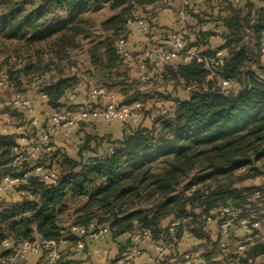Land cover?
<instances>
[{"label":"trees","instance_id":"obj_1","mask_svg":"<svg viewBox=\"0 0 264 264\" xmlns=\"http://www.w3.org/2000/svg\"><path fill=\"white\" fill-rule=\"evenodd\" d=\"M2 1L0 38L45 46V68L49 64L58 66L70 48L78 47L80 36L87 35L88 11L102 5L114 11L100 23L104 35L88 49L94 70L90 78L107 89L117 87L122 96L118 106L141 103L142 118L120 140L86 135L78 144L76 158L58 150H44L41 155L49 163L44 167L55 170L57 179L46 183L29 174L16 184L23 193L20 202H0V244L6 239L32 242L36 237L58 242L65 232L59 223L64 214L71 220L68 229L104 224L116 238L139 228L148 231L153 241H166L167 226L164 228L162 222L172 217L187 219L186 229L192 237L210 247L204 252L207 260L213 259L214 249L224 253L221 264H255L257 257L264 256V240L255 237L258 230L253 231L251 244L245 237L229 238L231 245L224 250L219 246L220 235L213 240L205 221L221 205L245 210L247 205L254 209L253 204L258 203L251 201L260 193L258 186L237 184L264 175V82L257 81L254 77L258 75L247 68L262 54L264 0H223L225 6L221 10L225 14L215 22L222 27V43L216 48H209L211 32H197L186 41L207 57L224 50L223 63L213 66L215 73L237 79L240 90L224 96L217 79L197 60L171 63L159 73L161 79L190 88L189 95L172 100V110L167 115L158 112L148 126L142 123L146 115L152 116V112L144 110L149 103L147 94L127 84L131 79L127 65L137 60L133 55L125 59L116 44L119 39L127 41L126 25L133 20L135 9L155 0H43L26 8L12 0ZM191 16L203 22L201 11L191 12ZM158 47L161 46H153ZM10 60L9 85L15 94H25L21 77L35 75L40 65L34 64V57L14 56ZM33 82L36 80L30 85ZM78 82L75 76L58 77L51 82L37 80L36 89L56 110ZM11 114L18 121L22 119V113ZM17 137L16 133L0 134V177L15 178L31 171L27 162L13 164ZM93 140L105 143L106 149L94 152L90 145ZM88 152L94 155L85 157ZM100 154L104 156L99 157ZM182 231L180 227L178 233ZM77 238L68 234L69 248ZM237 244H246L240 255L232 252Z\"/></svg>","mask_w":264,"mask_h":264},{"label":"built area","instance_id":"obj_2","mask_svg":"<svg viewBox=\"0 0 264 264\" xmlns=\"http://www.w3.org/2000/svg\"><path fill=\"white\" fill-rule=\"evenodd\" d=\"M198 2V1H197ZM235 3L238 0H234ZM188 0H183V9L181 11V21L177 29H169L167 32L168 43L158 48H146L142 53V59L138 62V66L142 70H148L151 74H159L164 66L171 64L174 60L180 59L181 62H190L197 60L204 64V67L209 72L210 76L217 79L220 92L224 96H230L240 90V82L235 78H222L215 73L214 67L223 63V57L219 52L214 57H207L201 54V51L187 45V39H191L197 32H203L204 26H200L199 29L190 25L187 22V18L192 13H199V6L192 5L187 6ZM188 7V8H187ZM137 18H133L135 21ZM138 32L145 34L149 31V25L147 22L139 19ZM215 32L220 35L221 29H215ZM117 49L125 59H131L132 54L127 50L126 41L119 39L117 41ZM262 54H264V43L261 48ZM259 82H264V78L261 76L254 77ZM32 88L37 87V83L31 84ZM94 93V92H93ZM92 93V96L95 95ZM41 99L46 100V96L43 93H39ZM69 97H72V92H67ZM11 107L16 111H29L33 107L32 101L24 94H14L11 103ZM103 119L106 121H120L138 122L142 118V104L137 102L130 105L118 106L116 103L110 102L99 107H93L90 102L84 104L68 105L60 109L54 110L49 117V124L44 127L39 134L34 133V128L38 125V119L33 117L30 119L29 124L25 127L21 125L17 128L19 132L27 140V146L22 148L16 146L13 149L14 158L13 164L20 162H27L30 172L23 173L20 177L12 178L9 175L3 176L9 183L18 184L23 182L29 174H34L46 183H53L57 179V173L55 170L45 168L41 164L36 162L38 156L44 150L49 148L52 136L56 133L62 134L64 137L70 135V131L76 125L87 122L90 119ZM24 130V131H22ZM3 132L5 130H2ZM34 133V134H33ZM109 152L112 148L108 149ZM104 154H100L99 157H103ZM245 210L232 207L230 205H221L211 211L210 215L205 218L206 224L214 219L218 222V234L220 235L219 246L224 250H228L231 243L229 235L234 228H238L247 233L245 241L250 244L252 242V234L254 230H258L255 237L264 240V234L260 233V227L264 225V212H257L254 209L248 208ZM187 219H173L166 228L169 239L166 241H157L154 245L157 250V257L155 264H190L191 262H197V264H206L198 254L190 251L180 254V257L171 259L166 250L174 247L182 234L184 233L189 238L192 237L191 232L186 229ZM183 227V231L179 234V228ZM75 234L78 238L70 245V248L75 252H84L86 247L85 240L91 239H103L107 235H110L109 228L102 224L90 223L87 226H71L68 230H65L63 237L57 241H44L37 240L26 241L18 240L13 241L10 239L4 240L0 244V264H15L18 260H25L26 255L29 252H35L42 249V254L37 264H65L60 251L61 245H69V241L66 239L68 234ZM126 234V233H125ZM142 240H151V236L148 231L142 229H135L130 233L129 246L124 253V258L128 264H136L135 258L139 255V242ZM246 244H237L233 249L234 254L240 255L245 249ZM7 252V253H6ZM194 254V256H193ZM68 264H88L79 261H72ZM106 264H121L117 261L111 263L109 261ZM209 264V263H208ZM228 264H231L229 262Z\"/></svg>","mask_w":264,"mask_h":264},{"label":"crops","instance_id":"obj_3","mask_svg":"<svg viewBox=\"0 0 264 264\" xmlns=\"http://www.w3.org/2000/svg\"><path fill=\"white\" fill-rule=\"evenodd\" d=\"M198 1V2H197ZM207 1H210L212 5L213 13H216L218 10H221L225 3L223 0H188L187 6L192 5L199 6V12L205 8ZM261 2V0H252ZM159 2H164L160 0L154 2L153 4L146 6H138L133 12V17L137 18L136 20H143L149 25L148 34L139 33L137 21H129L126 25L128 35H127V50L131 52L134 56L136 62H129L128 66L139 68L138 60L142 58V53L146 48H153L154 43H168V40H165L166 30L162 27H168L169 29H177L181 21V11L183 9V0H166V3L169 5L166 8L159 9ZM165 3V2H164ZM187 7V8H188ZM187 22L199 29L200 26H204L205 30L203 32H211L212 36L208 38L209 47L214 48V46H219L222 43L220 35L215 32V29H221L220 25L215 22H201L199 23L194 17L189 16ZM168 38V36H167ZM264 43V37L262 39ZM158 46V45H157ZM215 47V48H216ZM222 57L225 56V51H219ZM180 59H176L172 62L173 65L180 63ZM143 73L149 75L148 70H141ZM72 97L66 95V99L61 100L63 108L68 105L84 104L90 102L93 107H99L107 103L113 102L118 103L122 96L119 89L112 88L107 89L103 86L101 82L94 78H87L79 80L78 84L73 88ZM94 92V93H93ZM92 93L95 94L92 96ZM28 97L32 103L33 107L29 111H17L22 113V118L28 116V119L36 117L38 119V125L34 128L35 133L38 135L39 132L49 124V117L54 109L50 108L47 105L41 107L37 105L39 99H41L39 93L33 95L30 91H26L24 94ZM188 97V96H187ZM42 103L45 104L46 101L41 99ZM59 108V109H60ZM138 122L128 121L126 123L120 121H106L103 119H90L87 122L80 123L73 127L70 131L68 137H64L60 133H56L52 136L51 146L46 151H56L67 153L69 156L76 158V153L78 150V144L82 141L86 135H93L97 137L107 136L110 140H120L123 135L130 130L136 128ZM143 125L147 124V119L143 122ZM6 133L0 129V134ZM8 133H16L13 130ZM18 146L25 148L27 146V140L24 136H18L16 139ZM91 148L94 149V152H102L106 149L105 143H96L94 140L91 141ZM89 155H94L93 152H88L85 157ZM23 193L16 189V184L9 183L3 177H0V202L7 204L18 203L22 200ZM172 220V217H168L162 222V226L165 228ZM69 223L63 225L65 230H68ZM206 230L210 234V237L215 240L218 235V222L216 219L206 224ZM233 237L245 236V232L241 229L234 228L232 230ZM39 240V237H36ZM130 233L120 235L116 238H113L112 235H107L103 239H87V248L84 252H75L71 251L67 245H61L60 251L63 261H79L88 264H106L109 258L117 259L121 264H128L127 260L123 257L129 246ZM193 237L189 238L184 233L180 237L179 242L174 245V247L167 249L166 254L171 258L175 259L180 257V254L187 252L191 247L198 243L196 240L194 242H189ZM157 241L142 240L139 242V255L135 258L134 262L136 264H155L157 257V250L155 248V243ZM200 243V242H199ZM42 254V249H39L35 252H29L26 255L25 260H18L15 264H37ZM259 261V263H257ZM255 264H264V256L257 257L255 259Z\"/></svg>","mask_w":264,"mask_h":264},{"label":"rangeland","instance_id":"obj_4","mask_svg":"<svg viewBox=\"0 0 264 264\" xmlns=\"http://www.w3.org/2000/svg\"><path fill=\"white\" fill-rule=\"evenodd\" d=\"M17 5L24 6V8L28 7L29 5H32L33 3L36 4L38 2H42L43 0H12ZM156 2L160 0H155ZM0 2H3L0 0ZM165 2V3H164ZM164 2H159V9L166 8L169 5L166 3V0ZM212 5L210 4V1H207L205 4V8L201 11L202 19L205 22H216V18L218 16H221L225 14L224 9L218 10L216 13H213L212 11ZM0 10L2 11V7L0 5ZM113 14H115L114 11H111L106 5L99 6L96 9H92L87 12L85 17L88 19V27H87V35H81L79 38V45L75 48H70L68 50L67 56L60 61V63L57 65L49 64L48 70L45 68L47 56L46 54V48L43 45H31L28 46L25 42H12L10 40H7L5 38H0V129L5 130L6 133L11 132L13 130L16 132L18 136H23L22 132H19L17 128L21 125V127H25L29 124L30 119H28V116H24L21 120H16L12 114L10 116V113H12L14 110L10 103L13 95L15 94L13 87H11L9 84V81L11 80L10 75L8 73L9 69L11 68V63L8 62L11 61L10 59L14 56H21L22 58H32L34 57V64L40 65L39 71L35 73V75L30 76H22V88H24L23 91H30L33 95H35L37 92L36 88H32L30 85L31 81L38 80V82H51L57 79L58 77H71L75 76L78 80H83L90 78L91 73L94 71L93 67L90 64V57L88 54V49L90 48L93 43L101 38L104 33L100 29V23L109 17H111ZM162 29H165L166 32H168V27H162ZM165 40H168L167 34L165 36ZM189 42V41H188ZM191 44V42H190ZM154 45L163 46L166 45V43H154ZM216 46H214L215 48ZM211 48V47H209ZM212 48V49H214ZM57 66V67H56ZM128 67V71L130 74L131 79L128 81V86L133 89H139L147 94V99L149 103L145 105V112L149 110L152 112L151 114H148L144 117L143 122L147 119V124L151 123V119L158 113L162 114H168L173 107V101L174 99H184L189 95L190 88H186L182 86L181 84L175 83L173 81L165 82L161 79L160 74H151L147 75L146 73H143L140 68L131 67V69ZM249 70L255 72L258 76H261L264 78V54H261L260 60L257 62H252L247 67ZM31 79V80H30ZM37 105H41V107H44V105H47V103L43 104L41 99H39V103ZM48 106V105H47ZM24 131V130H22ZM25 132V131H24ZM35 133V131H34ZM33 133V134H34ZM36 162L38 164H41L42 166H48V161L45 158L44 155L38 156V159H36ZM256 166H260L257 164ZM264 172V170H263ZM237 186H245V187H259L260 193L254 195L251 198L252 202L258 201L257 204H253V208L257 212H264V200H260L261 198H264V195L261 194V192H264V175L258 176L254 179H249L241 184H237ZM255 190V189H254ZM260 198V199H258ZM71 220L68 218L67 214H64L60 217V226L63 228V225L70 222ZM260 233L264 234V225L260 227L259 230ZM231 236V237H230ZM245 236H247V233H245ZM245 236H240L238 239H243ZM229 238L236 240L235 237H233V233L229 235ZM197 239H191L189 242H194ZM200 242V243H199ZM198 243H195L191 249L190 252L197 253L200 255L201 259L206 262V264H221L224 262L223 256L224 253L218 249L212 250V258L211 260H207L205 257V251L210 250V247L204 242L199 241ZM194 256V254H193ZM199 261L191 262L190 264H197ZM259 263V261L257 262Z\"/></svg>","mask_w":264,"mask_h":264}]
</instances>
